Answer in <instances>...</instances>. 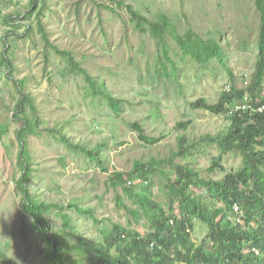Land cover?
I'll list each match as a JSON object with an SVG mask.
<instances>
[{"label":"rangeland","instance_id":"rangeland-1","mask_svg":"<svg viewBox=\"0 0 264 264\" xmlns=\"http://www.w3.org/2000/svg\"><path fill=\"white\" fill-rule=\"evenodd\" d=\"M129 5L151 21L165 24L163 38L153 35L147 21L143 30ZM260 24L257 0H0V252H6L7 260L46 264L45 245L25 214L17 186L22 168L16 131L29 110L27 106L24 114L15 116L21 79H25L23 94L31 93L41 118L38 129L26 134L34 168L28 187L60 206L80 197L109 223L145 230L142 220L117 208L115 194L121 187L113 188L109 178L116 171L129 172L138 160L149 166L155 160V171L145 186L168 214H177L178 202L168 182L175 181L178 164L193 166L206 179H221L243 167L240 151L226 150L218 140L229 130L230 117L196 102L205 99L215 104L229 85L244 88L246 80L252 84ZM189 33L199 41L216 39L222 51L203 62L183 56L177 36ZM85 69L100 75L115 95L125 99L120 114L103 98L94 99ZM133 121L160 141L141 140ZM56 126L71 141L88 146L107 141L108 147L100 152L103 167L82 151L72 150L61 140V132L49 130ZM182 136L190 145L189 159L178 154ZM216 160L220 165L210 169ZM192 189L210 195L200 185ZM57 210L50 214L56 225ZM72 212L76 217V210ZM79 222L88 234H99L89 216L79 215ZM207 233L208 226L196 221L194 241L200 243Z\"/></svg>","mask_w":264,"mask_h":264},{"label":"trees","instance_id":"trees-1","mask_svg":"<svg viewBox=\"0 0 264 264\" xmlns=\"http://www.w3.org/2000/svg\"><path fill=\"white\" fill-rule=\"evenodd\" d=\"M257 4L261 10V24L257 40L259 56L252 84L248 88H236L233 85L230 87L231 91L227 89L222 92L217 103L210 104L205 99H199L196 105L221 114L226 111V104L238 101L241 103L246 91L264 102V0H257ZM128 8L143 30L144 22L147 21L153 35L163 38L165 24L151 21L132 5ZM197 38L192 33L177 36L183 56L191 55L203 62L222 51L216 39L199 41ZM164 55L176 72L175 62L166 48ZM219 58L222 63L225 62L222 54ZM69 60L75 67L79 66L73 57L70 56ZM7 64L12 68V62L8 58ZM84 73L95 92L94 99L103 98L115 114H120L124 110L125 99L115 95L106 81L101 80L100 75H91L86 69ZM23 82L25 79H21L17 87L21 98L17 103L18 112L15 116L19 118L21 112L24 114L27 106L29 110L25 112L24 121L16 131L20 142L18 158L22 168V177L17 180V186L23 196L25 214L32 218L31 225L45 245L46 264H174L171 256L173 253L177 254L179 261H188L190 264H264V112L237 113L231 117L229 130L218 138L224 149L240 151L244 166L238 171L221 179H206L201 178L191 165H177L175 181L168 182L169 191L178 202L177 214H168L166 207L151 194L150 186H145L151 180L152 171H155V160H152L150 166L138 160L129 172H114L109 183L115 189L121 187L116 190V206L128 216L144 222L145 230H138L130 225L109 223L108 219L100 218L96 208L84 205L80 197L70 201L67 206H60L44 200L34 193V188L28 187L27 182L30 181L34 168L31 166L32 154L26 134L38 129L41 118L37 115L38 110L31 93L23 94ZM131 126L147 144H156L161 139L146 135L138 121H133ZM49 130L61 132V140L72 150L82 151L102 166L100 152L108 147L107 141L88 146V143L81 140H69L59 126ZM185 139V136L180 138L181 149L178 154L189 159L190 145H187L189 142H184ZM258 144H261L259 148L256 147ZM219 165L220 160H216L210 169ZM139 178L142 179L141 183H136ZM196 185L206 188L210 195L196 192L192 189ZM235 204L243 208L242 218L245 223L230 220V214L238 212ZM55 207L60 208L56 211V217L60 220L58 225L50 217ZM73 209L76 210V217L73 216ZM79 215L89 216L96 223L99 234H88L80 225ZM198 220L208 226V233L200 243H196L193 238L195 222ZM154 242L158 246L152 248ZM254 247L262 249L260 256L252 250ZM0 264H11L5 251L0 252Z\"/></svg>","mask_w":264,"mask_h":264},{"label":"clouds","instance_id":"clouds-1","mask_svg":"<svg viewBox=\"0 0 264 264\" xmlns=\"http://www.w3.org/2000/svg\"><path fill=\"white\" fill-rule=\"evenodd\" d=\"M248 86L250 85V81L246 80L245 82ZM248 86L244 87V88H248ZM231 86L228 87V90L231 91L230 89ZM259 101L263 102V100H260L259 97L258 98H254L248 91H246V94L243 96L242 98V102L239 103L236 102V103H230V104H226V108H225V112L226 114L230 117V120H231V117L232 116H236L237 113L239 112H252V113H255V114H258V113H261V112H258L257 110V106L259 105ZM250 103L252 105V108L251 109H243V108H240L239 109V106H242L243 104L245 103ZM264 103V102H263ZM264 112V111H263ZM244 166V165H243ZM241 169V168H240ZM239 170V169H238ZM237 170V171H238ZM238 207V212H234V213H231L230 214V220L234 221V222H240V223H245V221H243V213H244V210L243 208H240V206L238 204H235V207ZM236 215V216H235ZM240 216V218L238 219V217ZM233 218V219H232ZM152 248L158 246L156 242L152 243ZM160 247V246H159ZM255 249H258L260 250V254H257ZM252 250L255 252V254L257 256H260L262 254V249L261 248H258V247H254L252 248ZM247 252V251H246ZM172 258L174 259L175 263L174 264H190L188 261H179L178 257H177V254L176 253H173L172 255ZM254 264H259V263H254Z\"/></svg>","mask_w":264,"mask_h":264},{"label":"built area","instance_id":"built-area-1","mask_svg":"<svg viewBox=\"0 0 264 264\" xmlns=\"http://www.w3.org/2000/svg\"><path fill=\"white\" fill-rule=\"evenodd\" d=\"M240 108H243V109H251L252 108V105L250 103H245L243 104L242 106H239V109ZM257 110L258 112H263L264 111V103L259 101V105L257 106ZM236 209L238 210V207L236 206ZM240 218V216L238 217V219ZM256 253L257 254H260V250L258 249H255Z\"/></svg>","mask_w":264,"mask_h":264}]
</instances>
